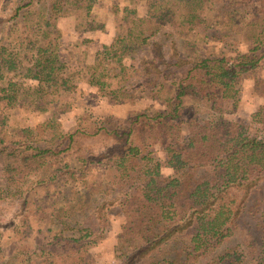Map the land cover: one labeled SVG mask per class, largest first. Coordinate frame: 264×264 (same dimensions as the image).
Listing matches in <instances>:
<instances>
[{
	"label": "trees",
	"instance_id": "obj_1",
	"mask_svg": "<svg viewBox=\"0 0 264 264\" xmlns=\"http://www.w3.org/2000/svg\"><path fill=\"white\" fill-rule=\"evenodd\" d=\"M94 1L13 0L7 13L14 36L0 38V178L20 195L24 191V208L33 204L30 195L66 186L77 172L71 182L80 180L65 203L36 205L0 228V264H54L63 250L70 256L67 264H94L91 249L108 225L102 211L91 209L96 194L117 196L106 202L117 201L123 217L116 235L121 264H193L207 258L205 264H264V141L240 139L238 123L225 117L237 105L242 76L264 61V0H124L117 35L96 51L85 81L101 96L112 97L116 82L121 94L132 76L125 60L163 27L192 30L216 5L223 7L216 16L222 26L241 34L247 48L192 59L159 50L153 55L158 61L143 63L141 77L163 110L109 122L82 112L64 131L56 117L69 111L63 96L81 72L68 71L60 61L56 20L87 18ZM252 94L260 102L253 116L264 121V82L256 81ZM186 99L193 102L191 115ZM15 110L50 115L47 128L58 130L48 146L33 143L27 125L10 123ZM91 139L103 150L111 148L88 154L84 142ZM70 158L79 169L70 170ZM163 166L172 173L164 175ZM32 215L61 228L45 241L29 243ZM242 215L254 222L258 235L250 257L232 249L209 259Z\"/></svg>",
	"mask_w": 264,
	"mask_h": 264
},
{
	"label": "rangeland",
	"instance_id": "obj_2",
	"mask_svg": "<svg viewBox=\"0 0 264 264\" xmlns=\"http://www.w3.org/2000/svg\"><path fill=\"white\" fill-rule=\"evenodd\" d=\"M12 1L0 0V38L6 37L8 41L14 36L13 20H10V16H7ZM124 5H126L124 0H95L87 18L80 15H69L56 20L59 31L60 61L66 64L68 71L81 72V74L74 77V80H76L75 88L63 96L62 101L68 103L69 111L56 117L58 128L60 127L64 131L71 128L76 117L82 112L90 113L94 117L109 122L114 118L124 119L134 112L141 111L151 114L154 111L163 110V102L159 101L153 92L145 88L141 77L142 66H145L143 63L147 64L149 60L158 61L157 57L154 58L153 55H157L159 50L164 55L178 53L184 58L192 59L203 56H231L235 52H243L247 48L241 34H234L228 27L222 26L220 18L216 16L222 12L223 7L216 5L211 13L207 14L208 17L205 16L206 21L197 24L192 30L186 31L169 26L163 27L155 36L149 39L147 45L125 60V64L132 67V72L129 73L132 76L121 87V94L117 95L116 82L113 85L112 91L114 94L112 97L101 96L95 87L86 84L85 81L88 78V72L90 73V67L93 65L96 51L110 44L117 35V21ZM38 8L39 6L35 7V9ZM136 8L138 14L143 16L145 13L144 8L140 4ZM87 23H91L95 27L94 30H89ZM161 69H165L167 72L171 71V68L163 66ZM98 72L101 74L100 69H98ZM256 81L264 82V61L254 71L242 76L238 87L237 105L230 109L225 117L238 123V136L240 139L256 138L264 141V121L253 116L260 103L258 98L252 94V88ZM167 96L163 92L162 97ZM192 104L193 102L190 99L184 101L187 115L193 113ZM49 118L50 115L48 114H30L15 110L10 113L9 121L13 124L27 125L31 129L33 143L38 146H48L51 142L52 133L58 130L57 128V130L47 128ZM106 143L110 144L111 142L107 141ZM102 145V143L100 144L93 139L84 142L88 154L99 153L101 150L105 152L111 148L107 147L103 150L105 146ZM157 157L164 163L161 153H158ZM67 165L73 171L79 169L80 166L72 158L67 160ZM163 167L162 172L164 175L172 173L171 169ZM79 175L80 173L77 172L74 176L68 177V183L70 182V184L66 186L53 187L47 192L39 193L36 196L30 195L28 201H32L33 204L29 203L28 206L25 205V208L24 201L27 195L24 191L20 195L18 190L11 186L8 181L0 178V228L7 227L11 221H14L22 213L33 212L36 205L46 204V207H49V204L53 201L57 205L65 203L74 191L73 185L80 179L74 182L71 181ZM258 192L261 193L262 190ZM115 197L117 196L96 194L93 198L94 202L91 203V209L102 211L108 220L102 239L91 249L94 264H121V259L117 258L116 235L120 231L123 217L119 206H117V201L111 204L106 202V200ZM102 206L103 209H100ZM29 220L33 229L27 236L29 243L35 242L33 238L36 241L42 239L45 241L46 237L53 236L61 228L56 225L47 226L46 220L41 221L34 215L29 217ZM68 231H71V227L68 228ZM257 242L258 235L254 228V222L242 215L235 221L231 236L217 249L210 251L207 256L210 259L225 251L236 249L238 253L250 257L252 250L250 245H256ZM69 257L66 250L59 251L58 256L53 258L52 262L54 264H67L69 263ZM207 260L208 258L200 263L193 264H205Z\"/></svg>",
	"mask_w": 264,
	"mask_h": 264
}]
</instances>
